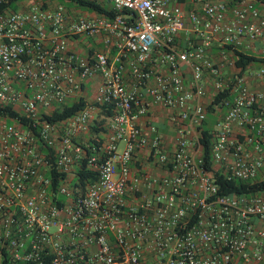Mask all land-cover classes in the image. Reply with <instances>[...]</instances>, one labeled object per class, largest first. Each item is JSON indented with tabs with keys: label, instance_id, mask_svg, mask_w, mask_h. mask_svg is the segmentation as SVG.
Wrapping results in <instances>:
<instances>
[{
	"label": "built area",
	"instance_id": "built-area-1",
	"mask_svg": "<svg viewBox=\"0 0 264 264\" xmlns=\"http://www.w3.org/2000/svg\"><path fill=\"white\" fill-rule=\"evenodd\" d=\"M6 1L0 105L28 121L0 116V261L264 264V189L219 193L215 182L264 180V94L244 76H220L222 62L206 56L214 37L235 47L261 36L264 1L191 0L196 7L185 12L182 0H100L108 14L75 19L59 3ZM186 23L199 41L180 48ZM74 36H99L101 49L78 54L67 47ZM203 69L214 95L222 93L209 104L223 109L210 130L208 167L200 132L192 133L206 117ZM95 75L93 104L44 117ZM254 75L264 78V66ZM155 105L172 111L170 145L154 125L146 134L136 123ZM101 107L111 111L104 139L80 140ZM79 170L93 177L80 184Z\"/></svg>",
	"mask_w": 264,
	"mask_h": 264
},
{
	"label": "crops",
	"instance_id": "crops-1",
	"mask_svg": "<svg viewBox=\"0 0 264 264\" xmlns=\"http://www.w3.org/2000/svg\"><path fill=\"white\" fill-rule=\"evenodd\" d=\"M23 1V0H22ZM44 3L47 4H54L59 3L61 4L66 14L69 18L75 19L78 17H94V16H100V15H106L109 11V5L105 2H102L100 0H91L98 4L100 7V11L96 9H90L87 7H83L78 5L75 1L72 0H41ZM61 1H64L66 4L61 3ZM27 4V3H26ZM259 7L264 8V4H258ZM182 6L185 10V12L195 8L196 6L191 2V0H182ZM263 34L261 36H258L254 39H247L243 38L241 39L240 43L237 44L235 47H231L229 45L220 46L219 42L217 41V38H213L211 40V43L209 47L206 50V56L209 58V60L214 64L217 65L221 63L220 67V76L226 77V76H244V83L246 87L249 90L253 91H259L264 94V78L261 79H254L250 76H255L254 72L259 69L260 67L264 66L263 60L258 61H250L247 64H245L243 67L236 66L234 63L235 57V51L241 52L243 54H250L253 55L256 58H264V27H263ZM198 42L197 38H195L194 34L189 30V24H185V28L180 30L177 33V36L175 38V42L178 47L184 48L186 44L189 42ZM67 47L81 55H84L88 52L90 48H96L101 49V38L98 36L96 39L91 38H82L78 36L69 37L67 39ZM225 53V60L220 61V54L221 52ZM114 51L110 50L109 56L110 58L113 56ZM127 70V65L124 64V71ZM184 75L188 77L190 75L189 69L185 66L183 67ZM202 79H203V85L205 88V95L200 99L205 105H206V117L204 120V126L210 131L214 128L215 123L217 121V118L222 114L223 109H213L210 101L214 95L213 90V80L212 75L209 73L207 69H203L202 71ZM100 78L98 75H95L89 79H87L81 86L80 91H76L74 93L68 94L63 102L61 104L63 105H70L73 102L78 101L79 99L84 102V104H93V96L94 93L99 85ZM231 98V96H230ZM65 102H69L65 104ZM100 111V109H95L94 112ZM172 115V111L168 108H164L161 106H152L144 115L139 116L136 119V123L138 126L142 128V130L147 134V123H150L154 125L157 132L160 134V136L163 138L165 143L167 145H170L173 141V138L175 136V132L172 126V123L170 121V116ZM100 116L104 119L107 117H104L101 113ZM100 126L101 128L99 131L95 132L94 129L97 128L95 125H93L92 120L89 123L88 129L85 132H82L78 135V138L82 141L89 140L93 141V139L97 140H103L106 133V126L103 124L106 121L100 120ZM202 122L199 124V126L196 129V131H192V133L200 132L201 127L203 126ZM91 128L93 130H91ZM89 132H92V135L90 136ZM146 151H142L141 155L143 156ZM146 169L153 173L161 174L163 172L160 168H153L149 165L145 164Z\"/></svg>",
	"mask_w": 264,
	"mask_h": 264
},
{
	"label": "trees",
	"instance_id": "trees-1",
	"mask_svg": "<svg viewBox=\"0 0 264 264\" xmlns=\"http://www.w3.org/2000/svg\"><path fill=\"white\" fill-rule=\"evenodd\" d=\"M19 0H7L6 5H10L11 7H15V2ZM75 1L78 5L87 7L90 9H96V10H101L98 4L91 0H72ZM256 1H264V0H256ZM235 59L234 63L236 66L243 67L245 64H247L250 61H258V60H263L264 58H256L253 55L250 54H243L241 52L235 51ZM222 93L217 94L214 96V101H217ZM84 106V102L82 100H78L76 102L71 103L70 105H62L61 107L55 108L49 115H45L44 117L48 120H59L63 119L65 117H68L72 115L76 110L82 108ZM100 113L104 116L107 117L111 114V111L108 108H100ZM0 116H6L9 119H12L14 117H17L19 119V123L24 124L28 120L26 117L18 115L17 112L13 111L9 106H1L0 105ZM205 120V119H204ZM204 120L202 121V125L204 124ZM101 128H95L94 131L97 132ZM91 130H93L91 128ZM210 131L203 125L200 130V137H199V142H200V151H201V156L203 158V161L205 163V166H209V161H210V150H209V143H210ZM78 178H79V183L83 184V182L86 179H89L93 177L91 174L84 172L82 170L78 171ZM215 182L218 185V192L219 193H231V192H244V191H258L264 189V180H259V181H247V182H241L237 180H225L221 178L220 176L215 177ZM0 264H5V260L0 261Z\"/></svg>",
	"mask_w": 264,
	"mask_h": 264
},
{
	"label": "rangeland",
	"instance_id": "rangeland-1",
	"mask_svg": "<svg viewBox=\"0 0 264 264\" xmlns=\"http://www.w3.org/2000/svg\"><path fill=\"white\" fill-rule=\"evenodd\" d=\"M30 1H33V0H19L17 3H18V7H25L26 3H29ZM38 1V0H37ZM61 3L63 4H66L64 1H61ZM69 102H65V104H67ZM63 104H61L59 107H61ZM100 120H103V121H106V119L102 118L100 116V111H96L93 113V119H92V123L93 125H95L97 127V129L99 128L98 126H100ZM105 124V122L103 123ZM90 136L92 135V132H89ZM122 147V143L120 142L118 144V149H120Z\"/></svg>",
	"mask_w": 264,
	"mask_h": 264
}]
</instances>
